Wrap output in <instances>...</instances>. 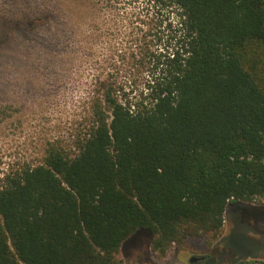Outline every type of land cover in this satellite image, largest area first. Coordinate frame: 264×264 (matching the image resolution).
Returning a JSON list of instances; mask_svg holds the SVG:
<instances>
[{"label": "trees", "instance_id": "obj_1", "mask_svg": "<svg viewBox=\"0 0 264 264\" xmlns=\"http://www.w3.org/2000/svg\"><path fill=\"white\" fill-rule=\"evenodd\" d=\"M144 8V86L97 77L77 152L0 178V264H121L140 230L163 255L264 198V0Z\"/></svg>", "mask_w": 264, "mask_h": 264}, {"label": "rangeland", "instance_id": "obj_2", "mask_svg": "<svg viewBox=\"0 0 264 264\" xmlns=\"http://www.w3.org/2000/svg\"><path fill=\"white\" fill-rule=\"evenodd\" d=\"M145 2L0 0V178L42 161L51 143L71 155L77 152L76 139L91 125L90 97L97 77L134 92L144 86L146 64L140 57L150 38L145 32L154 31L156 22L143 14ZM226 216L217 233L188 237L163 255L151 249L150 233L140 230L123 243L117 257L121 264H141L142 259L188 264L193 253L220 254L219 238L230 227ZM252 224L255 229L240 228L247 240L232 234L236 247L226 249L228 263L216 255L206 264H264V217Z\"/></svg>", "mask_w": 264, "mask_h": 264}, {"label": "flooded vegetation", "instance_id": "obj_3", "mask_svg": "<svg viewBox=\"0 0 264 264\" xmlns=\"http://www.w3.org/2000/svg\"><path fill=\"white\" fill-rule=\"evenodd\" d=\"M258 199L252 201H240L235 205H230L226 210L227 221L230 223L229 231L227 234L221 235L219 239H222L223 251L219 254L216 250L211 252L204 253H193L191 254L187 262L188 264H206L208 261H211L216 255H219V258L222 259L225 263H228L229 258L226 254V249H233L236 246L233 244L232 234H241L239 237H243L247 240V232L243 233L240 228H253V224L257 219L264 217V201L257 202ZM247 226V227H246ZM255 229V228H253ZM131 256L126 257L125 261L127 262ZM231 258V257H230ZM141 264H158L154 261H148L145 259L141 260ZM242 260L235 264H242ZM259 260H256L254 264H258ZM247 264V263H246Z\"/></svg>", "mask_w": 264, "mask_h": 264}]
</instances>
